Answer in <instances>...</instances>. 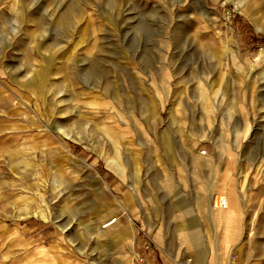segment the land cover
I'll use <instances>...</instances> for the list:
<instances>
[{"label": "rangeland", "instance_id": "obj_1", "mask_svg": "<svg viewBox=\"0 0 264 264\" xmlns=\"http://www.w3.org/2000/svg\"><path fill=\"white\" fill-rule=\"evenodd\" d=\"M184 263L264 264V0H0V264Z\"/></svg>", "mask_w": 264, "mask_h": 264}, {"label": "bare ground", "instance_id": "obj_2", "mask_svg": "<svg viewBox=\"0 0 264 264\" xmlns=\"http://www.w3.org/2000/svg\"><path fill=\"white\" fill-rule=\"evenodd\" d=\"M223 199V204L219 205L218 203H216V206H212L211 204L208 205V209H210V212L213 216H218V217H222V219L224 221H227V217L230 215V213L232 212V206L230 205V202L227 198V196H223V195H216L215 199ZM115 218H108L103 222L102 227L104 228L102 230V234H105L106 232H108V230H110V228L113 227V225L117 224ZM113 222H115V224H113ZM196 261H198V258H195ZM184 264H189V263H184Z\"/></svg>", "mask_w": 264, "mask_h": 264}, {"label": "built area", "instance_id": "obj_3", "mask_svg": "<svg viewBox=\"0 0 264 264\" xmlns=\"http://www.w3.org/2000/svg\"><path fill=\"white\" fill-rule=\"evenodd\" d=\"M230 16V14L229 13H227V17H229ZM215 201L219 204V205H221V204H223V199H215Z\"/></svg>", "mask_w": 264, "mask_h": 264}]
</instances>
